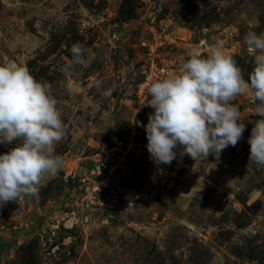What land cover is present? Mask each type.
<instances>
[{"label":"rangeland","instance_id":"1","mask_svg":"<svg viewBox=\"0 0 264 264\" xmlns=\"http://www.w3.org/2000/svg\"><path fill=\"white\" fill-rule=\"evenodd\" d=\"M248 31L264 33V0H0V65L52 85L66 132L58 173L37 195L0 207V264H264V167L249 164L248 144L257 102L250 93L232 101L246 128L219 160L157 165L137 126L154 111L150 97L133 92L150 46L177 74L193 51L207 56L222 40L247 79ZM77 42L85 63L65 72ZM129 144L132 172L114 207L70 228L71 176ZM12 147L0 144V154Z\"/></svg>","mask_w":264,"mask_h":264},{"label":"clouds","instance_id":"2","mask_svg":"<svg viewBox=\"0 0 264 264\" xmlns=\"http://www.w3.org/2000/svg\"><path fill=\"white\" fill-rule=\"evenodd\" d=\"M243 39L253 58L247 79L217 39L209 55L193 51L177 74L150 83L147 106L154 111L141 126L154 164L170 165L178 155L219 160L246 128L232 101L250 93L260 119L248 139L249 164L264 167V33L248 31ZM87 52L74 43L64 71L85 63ZM57 104L49 82L37 80L25 66L0 65V144L13 145L0 154V207L37 195L45 175H56L62 167L55 146L66 132Z\"/></svg>","mask_w":264,"mask_h":264},{"label":"built area","instance_id":"3","mask_svg":"<svg viewBox=\"0 0 264 264\" xmlns=\"http://www.w3.org/2000/svg\"><path fill=\"white\" fill-rule=\"evenodd\" d=\"M150 59L145 61L141 67V82L135 86L134 93L139 100L147 98V88L155 80L174 75V70L168 64L158 63L157 56L152 55L157 48L148 47ZM142 120V118H140ZM139 120V119H138ZM143 121H137L141 129ZM133 129L131 137L138 139L142 132ZM132 139V140H133ZM133 143V141H131ZM130 144L125 151L118 153L107 151L97 155L89 167L82 168L79 173L71 176L69 186V207L72 211L67 214V224L70 228L83 222H94L92 213L99 212L104 207H114L112 203L117 202L123 192V180L129 177L132 172V165L129 160ZM116 149V148H115ZM105 223V221H104ZM107 223V222H106Z\"/></svg>","mask_w":264,"mask_h":264},{"label":"water","instance_id":"4","mask_svg":"<svg viewBox=\"0 0 264 264\" xmlns=\"http://www.w3.org/2000/svg\"><path fill=\"white\" fill-rule=\"evenodd\" d=\"M138 119H139V117L136 118V120H138Z\"/></svg>","mask_w":264,"mask_h":264}]
</instances>
